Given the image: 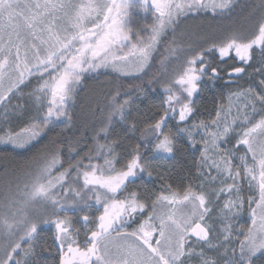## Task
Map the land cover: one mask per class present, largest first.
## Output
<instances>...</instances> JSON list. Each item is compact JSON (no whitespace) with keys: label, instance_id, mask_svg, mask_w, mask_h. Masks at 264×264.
<instances>
[{"label":"snow or ice","instance_id":"6c2138e0","mask_svg":"<svg viewBox=\"0 0 264 264\" xmlns=\"http://www.w3.org/2000/svg\"><path fill=\"white\" fill-rule=\"evenodd\" d=\"M235 5L0 0V124H25L0 127V144L24 149L48 138L20 166L30 183L10 200L16 210L0 215V264H41L36 249L50 251L41 243L45 226L56 264H264V0L250 10L247 37H178L189 13L226 16ZM141 16L151 22L139 26ZM160 46L178 67L162 57L152 71ZM101 69L129 83L97 104L98 122L78 126L70 108L86 74ZM217 82L236 85L243 106L231 119L222 108L201 119L197 99ZM149 98L159 103L146 112ZM182 150L199 159L174 188L158 169ZM177 203L187 211H166ZM245 211L251 226L237 230Z\"/></svg>","mask_w":264,"mask_h":264},{"label":"trees","instance_id":"16d2710c","mask_svg":"<svg viewBox=\"0 0 264 264\" xmlns=\"http://www.w3.org/2000/svg\"><path fill=\"white\" fill-rule=\"evenodd\" d=\"M118 1V0H117ZM259 3V0H236V5L233 11L226 16H220L214 14L211 9L205 11L201 10L197 13H189L186 17L181 18V23L178 30L179 33H187L191 39H195L199 35H209L212 39H219L225 36L229 30H234L242 33L245 37L249 36L254 30L253 25L255 20L250 17V10L253 6ZM171 34H169L170 36ZM167 39V38H166ZM189 41V37L185 36L178 40L181 46H184ZM176 47V45H173ZM258 51V50H257ZM162 57H168L172 63L169 68L178 67V62L175 60L174 55H170L166 50L165 46H160L158 51L154 53V61L152 71L155 72L159 67V60ZM151 75V73L149 74ZM129 83L125 77H119L117 73L111 69H101L95 75L86 76L83 82V86L78 89L76 102L70 108V111L77 116L78 126L84 123L92 124L94 121L98 122L100 118V111L97 108V104L103 107V99L105 94L109 93L114 86L123 84L127 87ZM241 85L247 87L244 81L239 82ZM239 89L236 85H230L225 87L222 83L217 82L215 86L208 85L200 97L197 99V105L200 108L201 119L207 118L209 112L213 115L216 110L220 109L227 101L232 93L238 92ZM158 104V99L149 98L141 104V108L148 112L152 104ZM93 109L95 113L93 114ZM21 120L15 121V126L21 124ZM13 127V125H11ZM14 126V127H15ZM4 127V126H3ZM20 128H18L19 130ZM7 130V129H6ZM14 130V129H13ZM59 129H57V132ZM80 133H78L79 135ZM3 135V132H0ZM54 135V134H53ZM87 135H91L90 132ZM48 138L42 137L40 141L34 144L32 147L24 149L25 151L18 154L14 152L9 146H0V178L4 180L5 171L21 172V165L24 163H16L13 156H18L23 162L30 160L31 156L37 155L47 144ZM129 142L134 143V140ZM198 160V155L191 151H181L170 157L159 165V171L164 173L166 180L165 183H172L174 188H179L182 178L188 177L190 173L195 172V164ZM153 167H156L154 162ZM23 177L25 174L22 175ZM21 176V177H22ZM20 178V177H19ZM17 180L18 178H14ZM29 181V178H24V181ZM13 181L0 183V198L3 199L2 192L10 187ZM183 183L187 184V179H183ZM156 187H160V182L156 184ZM24 187V191H27ZM4 204V202H0ZM180 204V203H177ZM176 205V204H175ZM79 227V225H77ZM41 243L50 249L49 252H41L39 248L36 249L41 264H56L58 261V246L53 243L52 231H49L45 226L42 232ZM83 238V234H81ZM47 257V258H44Z\"/></svg>","mask_w":264,"mask_h":264},{"label":"rangeland","instance_id":"374dc122","mask_svg":"<svg viewBox=\"0 0 264 264\" xmlns=\"http://www.w3.org/2000/svg\"><path fill=\"white\" fill-rule=\"evenodd\" d=\"M117 2L119 3V0ZM146 22L150 23L151 17H148L146 20L143 16H141L136 21V23L139 26H143ZM92 74L95 75L97 73L86 74V76H90ZM25 91H28V89H25ZM238 105L242 107L243 101L238 96L232 95V96H229L227 98L226 103L221 108L224 110V113H229V109L231 110L230 114L228 116V118L231 119V116L236 114V108ZM256 119H259V115L256 116ZM16 120L17 119L13 118L11 120L10 124H8V125L0 124V127L4 126V128L7 130H13L14 129L15 131H19L22 127L25 126V124H24V121L21 120V122H23V123L19 124L18 126H15ZM11 125H13V127ZM18 128H20V129L18 130ZM41 138L34 141L33 144L29 145L26 148L32 147L34 144H36L38 141H40ZM0 146H9L12 149L14 148L13 146L6 145V144H0ZM26 148H24V149H26ZM24 149L14 148L13 150H14V152L20 154V153L25 151ZM193 153L197 154L198 159H199V153L198 152H193ZM13 157H14V160L16 163H24L20 158H18V156H13ZM33 157H34V155L31 156L29 159H32ZM5 172H6V174H5L4 180L0 178V183L3 184L5 182H10V181H13V182L8 189H6L2 192L3 199L1 200V198H0V202H4V204H2V205L0 204V215L9 214L10 211L16 210L15 206H10V200L13 198L17 199V200L21 199L22 193L25 192L24 191L25 184L30 183V180L28 182L26 180L24 181V178H28V177L26 175L24 177L22 176L24 174L23 170H21V172L18 171V172H13V173H12V170L11 171L8 170ZM13 177L18 178V179L14 180ZM245 189H247V185H245ZM244 194L249 195L247 190L245 191ZM245 207H247V206H245ZM166 211L175 212L177 215H179L181 212L187 211V209L182 204H176V205H169V207L166 209ZM29 213L31 214V210H29ZM236 223H237V230H239L240 227L251 226V219L249 217L248 212L245 211L244 213H242V215L239 217V219L237 220Z\"/></svg>","mask_w":264,"mask_h":264},{"label":"flooded vegetation","instance_id":"af4514ba","mask_svg":"<svg viewBox=\"0 0 264 264\" xmlns=\"http://www.w3.org/2000/svg\"><path fill=\"white\" fill-rule=\"evenodd\" d=\"M43 258H44V257H43ZM45 258H47V257H45ZM45 258H44V259H45Z\"/></svg>","mask_w":264,"mask_h":264}]
</instances>
